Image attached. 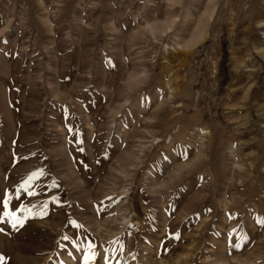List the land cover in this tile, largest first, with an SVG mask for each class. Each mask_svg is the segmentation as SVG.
<instances>
[{
	"label": "rangeland",
	"instance_id": "1",
	"mask_svg": "<svg viewBox=\"0 0 264 264\" xmlns=\"http://www.w3.org/2000/svg\"><path fill=\"white\" fill-rule=\"evenodd\" d=\"M258 221L264 0H0V264H264Z\"/></svg>",
	"mask_w": 264,
	"mask_h": 264
},
{
	"label": "snow or ice",
	"instance_id": "2",
	"mask_svg": "<svg viewBox=\"0 0 264 264\" xmlns=\"http://www.w3.org/2000/svg\"><path fill=\"white\" fill-rule=\"evenodd\" d=\"M39 175H43V173L40 172ZM37 178H38V174H37V173H33V174L29 177V181H31V180H35V179H37ZM27 186H28V181L25 182L24 187L27 188ZM27 194H28L29 196H34V195H36L37 193H36L35 191H32L31 189H29L28 192H27ZM8 206H9V204H8V200H5V202H4V207H5V209H7ZM7 214H8V215H14V213H7ZM258 222H260V223H262V225H264V222H262V221H258ZM69 223H73V224H74L75 222H74V221H69ZM65 239H67V237H65ZM89 247H92V245H89Z\"/></svg>",
	"mask_w": 264,
	"mask_h": 264
},
{
	"label": "bare ground",
	"instance_id": "3",
	"mask_svg": "<svg viewBox=\"0 0 264 264\" xmlns=\"http://www.w3.org/2000/svg\"><path fill=\"white\" fill-rule=\"evenodd\" d=\"M207 2H208V0H207ZM209 2H212V1H209ZM214 4V3H213ZM207 5H209V4H207ZM222 7V6H221ZM208 11V10H207ZM207 13V12H206ZM210 13V12H209ZM215 14H216V11L215 10H213L212 11V13H211V15H210V19H211V21H214L215 20Z\"/></svg>",
	"mask_w": 264,
	"mask_h": 264
}]
</instances>
